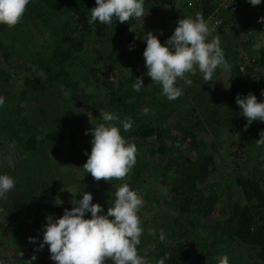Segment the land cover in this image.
I'll return each instance as SVG.
<instances>
[{
  "label": "trees",
  "instance_id": "1",
  "mask_svg": "<svg viewBox=\"0 0 264 264\" xmlns=\"http://www.w3.org/2000/svg\"><path fill=\"white\" fill-rule=\"evenodd\" d=\"M171 1L173 0H145L149 8L160 7L163 10L167 9L165 5ZM211 1L180 0L183 10H178V13L169 19L165 17L158 24L148 25L145 33L134 29L136 28L134 19L128 23H119L114 18L111 26L101 24L99 21L89 24L91 9L96 6V0H30L21 22L12 27L0 24V97L4 98V104L0 106V146L5 147L4 151L11 154L18 151L26 154L21 166H26V171L35 173L34 179L22 184L18 178L19 165H10L15 187L19 189L20 195L11 199L0 198L5 203L0 205V212L6 211L9 218H16L18 211L15 210L20 209L25 217L31 218V224L37 229L41 225L42 218L47 224V217L52 212L63 215L65 209L75 206L73 203H56L47 208L50 205L51 189L48 179L46 177L42 179L41 171L47 172L51 161L45 160L43 166L39 161L44 157L46 142L63 140L64 131L57 124V119L44 124L48 117L46 105L33 104L32 100L36 93L47 94L43 97L49 101V108H54V98L57 97L61 104L60 111L64 112L70 104H73L76 91H80L86 99L93 97L92 91H88L87 86H82L79 80L71 76L67 64L72 61L89 85L97 83L103 90L102 105L97 103L92 105L97 111L93 117L94 124L104 123L100 117V110L111 112L119 117V120L111 123L120 128L126 141L136 145V157L143 161L135 173L139 184L140 179L143 178L139 172L149 162L148 156L157 155V158L161 159L160 183L169 184L168 191L161 197V203L164 206L179 208V214L174 216L163 229L162 241L165 242L166 237L170 238L177 245L179 252L185 256L192 248L200 252L206 251L211 256H220L219 258L239 250L244 257H229V264H264V186L259 179L243 175L234 177L233 187L242 189L246 202L234 203L230 209H226L222 198H225L227 190H223L222 182L221 190L217 182H207L216 169L215 157L209 151L208 145L201 144L202 148L198 155L191 157L187 155L189 148L178 150L177 143L168 145L160 124L173 113L177 114L180 117L178 122L185 120L188 124L191 121L188 127L183 125L182 129L185 137L191 135L194 140L198 137L197 123H213L214 117L219 123L243 127L246 125L247 119L242 115L236 102L238 95L242 97L246 95L245 91L240 90L249 83L248 79L242 78L243 72L237 63V60L244 56H241L240 49L236 48L235 42H238L239 38L236 36L238 39L229 40L230 44L223 49L225 58L231 65L232 89L214 117V108L210 104L211 100L209 101L206 89L207 83L201 78L199 86L202 90H197L199 87L194 84L189 88L190 92L186 88L181 97L172 101L161 94L162 86L155 83L153 87L158 89L152 95L148 93L147 86L136 92L132 87L133 76L129 73L136 64L145 60L143 52L147 46L146 40L143 46L138 48L139 51L136 47L131 49L122 41L123 35L127 36L125 32L130 30V33L140 36L152 31L161 43H167L180 18L191 16L195 18L197 13H201L205 18L211 14L216 6V3ZM33 23L43 25L46 29L42 32L43 35L52 42L53 49L47 54L42 55L41 51H37V42L32 43L31 38L27 37L33 34L24 28ZM40 35L38 33L37 36ZM243 46L244 51L255 58L252 64L264 65V58H259V55L249 49L248 45L243 44ZM141 53L142 57L139 56ZM227 55L232 57L229 58ZM97 57L107 64V71H102L98 66L100 60ZM14 60L23 61L22 65L30 63L44 71L46 76L31 74L21 76V71L11 64ZM221 70L220 68L216 70L213 80ZM59 85L66 87L68 95L62 96L53 91V88L58 89ZM22 99L27 101L25 109L21 107ZM185 100L189 102L186 107H184ZM145 108L149 110L147 114L144 112ZM126 119L132 122L129 131H124L121 123ZM252 128L254 130L250 135L253 137V147L257 151H262L264 145L258 146L257 140L260 139L261 131H264V122L258 120ZM150 137H155L157 146L148 143ZM68 147L72 151L79 149L74 143L68 144ZM87 155L83 157L86 162ZM168 157L177 165L165 168L163 164ZM171 169L174 172L172 180L169 177ZM116 188L105 195L109 203L105 200L101 202L98 198L102 188L99 190L94 187L91 191L92 202L101 204L104 214L115 201ZM21 212L18 214H22ZM215 215L218 219L213 220L216 222L213 229L206 222H201L202 217L214 219ZM85 216L90 218L91 213H86ZM160 218L167 216L161 213L153 216V220L159 221ZM200 227L206 231L204 234L199 230ZM179 252L173 254L162 249L151 259L153 262L165 259V264H181ZM34 255L36 259L33 260ZM44 255L45 252L39 249L23 259L24 263L8 262V264H35L41 261ZM4 262L6 261H3V264H7Z\"/></svg>",
  "mask_w": 264,
  "mask_h": 264
},
{
  "label": "rangeland",
  "instance_id": "2",
  "mask_svg": "<svg viewBox=\"0 0 264 264\" xmlns=\"http://www.w3.org/2000/svg\"><path fill=\"white\" fill-rule=\"evenodd\" d=\"M212 1L216 3L215 9L204 19L205 21H208L209 18H219L222 21L219 24L220 26L218 29L215 28L216 31L212 33V36H219L222 49L230 44L229 40L239 38V41L235 42L236 48L240 49L242 53L241 56H244L240 60L238 59L239 61L237 60V63L239 64V67L244 66L243 70L240 67L243 72L242 78L249 80L248 85L240 91L246 92L244 97H246L249 93H253L256 95L258 101L264 102V65L260 66L255 63L252 64L254 60H244L246 58L254 57H252L249 52L246 53L243 49V44H246L249 49L254 50V52L259 55V58H264V23L259 22L260 17H264V0H261V3L256 6H253L249 0ZM168 3L169 4L165 5L167 9L163 10L160 7L157 9L149 8L145 2L144 7L146 11H148V14L143 18L144 23L142 20L134 19L136 27L134 29L138 32L145 33V29L148 25L155 23L158 24L165 17L169 19L178 13V10L181 11L184 8L181 5L180 0H173ZM166 11H168V13H166ZM24 29L29 30V33L33 34L31 36L27 35V37L31 38L32 43L37 42V51H41L42 55L49 53L53 49V46H51L52 42L42 33L46 30L43 25L33 23L29 26H25ZM130 32V30L125 32L127 36L123 35L124 40L122 41H124L125 45L131 49L136 47L137 51H139L138 48L142 47L145 42V39H143L144 35H135ZM38 33L41 34L39 37L37 36ZM172 34L173 33H171L170 36ZM211 38L212 37H209V39ZM34 50L36 51V49ZM141 50L143 49H140V51ZM139 56L142 57V53L139 54ZM229 56L232 57L231 55H227V57ZM97 59L100 60L98 66L102 68V71H107V64L101 62L102 59L98 57ZM11 64L21 71V76L27 74H31L33 76H46L44 71L38 67L30 65V63L22 65L23 61L14 60ZM67 67L71 72L72 77L79 80L82 86H87L88 91H92L93 97L86 99L82 96L80 91H76L73 104H70L64 112L60 111L61 104L59 103V99L57 97L54 98V108H49V101L47 98L43 97L47 94L36 93L33 95L32 99L33 104L46 105L48 117L46 118L44 124L50 123V120L56 121L57 119V124L64 131L63 140H48L46 142L44 157L39 161V164L42 166L44 165L45 160L51 161L49 170L47 172L41 171L43 174L42 179L45 177L48 179V183L50 185L49 189H51L49 193L50 205H48L47 208L56 204V202L61 204H72L71 201L74 198L79 200L82 198L83 192H91L94 187H97L99 190L102 188L100 190L101 194H99L98 197L100 201L104 202L105 200L109 203L108 197L106 198L105 196L108 195V192L113 191L116 187L118 188L119 184H129L131 189L136 191L143 199V206L138 212L141 227L143 229L138 251L141 254L147 251L149 264H158V261L153 262L151 258L159 254L162 249L168 250L173 254L177 251L179 252L177 245L171 241L170 238L166 237L165 242H163V238H161V234H163L162 231L165 226L173 220L172 218L174 216L179 214L178 207H171L169 205L164 206L161 203V197L168 191L169 186V184L160 183L161 175L159 174V171L160 166H162V161L157 158V155L154 157H146L149 162H145L147 165L140 169V176L143 177L142 180L140 179V184L138 183L139 179L135 176V173L139 169L138 166L143 164V161H140L138 157H136L134 167L123 180L106 182L101 179L100 181H96L90 173H87L83 168V165L86 163L84 160L85 158L83 159V157L86 154H88L87 156L91 154L93 135L90 131L86 134V130L95 127L93 117L97 111L94 110L92 105L94 103L102 105L103 90L97 83L96 84L98 86L94 83L89 85L87 79L83 78L81 71L76 64L72 63V61H69ZM129 74L133 76V83L137 77L142 76L145 85L144 87H148L147 91L150 95L157 91L158 88L153 87L154 82L147 75L145 60L136 64ZM105 75L107 74L105 73ZM189 78L192 79V81L195 80V82L188 85L183 80L178 79L177 86L182 88V90L187 88L186 90L190 92L189 88H192L194 84L195 86L197 84L199 87L197 90H202L199 86V80L200 78L203 80V73L197 71L196 75H190ZM206 89L208 90L209 101L211 100L210 104L214 108V117L223 105L222 103L231 92L232 77L230 76V71L221 70L212 82L207 83ZM53 91L61 94L62 96L68 95L65 86L59 85L58 89L53 88ZM22 101L23 104H21V107L25 109V106L27 107V101L23 99ZM188 104V100H185L184 107ZM156 105L161 107L159 104ZM51 109L54 110L51 112ZM179 118V115L173 113L160 123L161 130L164 137L167 139L166 141L168 145L171 146L173 143H177L176 145L178 150L189 148L187 155H191V157H196L198 155L199 151H201L200 149L202 148L201 144L208 145L209 151H211L215 157L216 169L209 176L207 182H217L220 190L222 187L223 190H227V195L225 194V198H222V200H224L223 205L226 206V209H230L234 203L246 202L242 189L239 187H233L232 179L234 177L238 175L257 177V180L259 179L261 184L264 186V150L257 151L253 147V137L250 135L254 130L252 127L258 120L253 121L245 130V126H234L233 124L230 125V123H219L214 117L213 123H197L196 130L198 132V137L194 140L191 135L185 137L183 134L184 129H182L183 125L188 127L191 121L186 124L187 121L185 120H180V122H178ZM40 123L41 121L39 124ZM247 124L248 121L246 122V125ZM154 138L155 137H150L148 139V143L152 146H157V142L154 141ZM72 143L76 144L79 149L72 151V149L68 147V144ZM148 143H146V145H148ZM4 150L5 147L0 146V175L7 174L13 178L10 165L17 164L19 165L18 178L20 183L23 184L35 178V173H30L26 171V166H21V162L26 154L19 151L15 154H11L10 152H5ZM176 165L177 163L175 161H171L170 157H168L163 164L165 168L169 166L174 167ZM173 175L174 172L172 169L169 170V177L171 180L173 179ZM221 182L223 184L222 187ZM69 190L76 193L75 197H73V194ZM231 194L232 196H230ZM18 195H20L19 189L15 187L14 190L6 194V197L11 199L12 197H18ZM4 204V201L0 199V205ZM15 212H17L16 218H9L6 211L0 212V260L6 261L4 263L7 264L8 262H23V259H25L28 255L38 251L40 249L39 245L43 242L44 231L46 230V223L43 218L41 220L40 227L36 229L31 224V218L25 217V214H23L20 209L15 210ZM19 212L22 214H18ZM157 213H161V215L163 214L167 216V218H160L159 221L153 220V216ZM101 214H104V212ZM51 215L54 219H58L63 216L59 212H52ZM225 215L226 214H224V216ZM215 219H218L216 215L214 219L211 217H202L201 222H206L209 227L213 229L216 223L213 221ZM199 230L202 234L206 232L201 227ZM32 232H34L32 237L36 238L35 242L29 240ZM40 250L45 252L44 258L35 264H56V262L51 259V254L47 245H44L43 249ZM178 257H180L181 264H219L220 260V256H211V254H207L206 251L200 252L195 248H192L187 256L180 253ZM227 257L228 259L229 257L242 258L244 255L241 254V251L235 250L230 252ZM107 264H112V262L107 261Z\"/></svg>",
  "mask_w": 264,
  "mask_h": 264
},
{
  "label": "clouds",
  "instance_id": "3",
  "mask_svg": "<svg viewBox=\"0 0 264 264\" xmlns=\"http://www.w3.org/2000/svg\"><path fill=\"white\" fill-rule=\"evenodd\" d=\"M249 2L256 6L261 0ZM29 3L30 0H0V24L12 27L21 22ZM144 3L145 0H96L88 22L95 24L99 21L111 26L116 18L119 23L133 19L144 23L143 18L148 14ZM259 22L264 23V17H260ZM215 31V27L197 13L195 18H180L167 43H161L152 31L143 36L147 45L143 52L147 75L162 86L161 94L169 101L183 95L182 88L177 86L178 79L191 85L193 81L189 76L199 71L203 73L204 83H208L213 81L218 68L230 71L231 65L225 58L219 36H212ZM144 86L142 76L137 77L132 85L136 92ZM236 102L248 121L245 130L253 121L264 122V102L258 101L255 94L238 95ZM3 104L4 98L0 97V106ZM148 111L144 109L145 114ZM100 117L104 123H95L94 128L86 130V134L92 133L93 139L91 154L83 168L96 181L123 180L136 163V145L126 141L120 128L111 123L119 120L117 115L100 110ZM121 123L124 131L131 130L130 119ZM257 144L264 145V131H261ZM14 188L15 181L11 176L0 175V198H6ZM69 191L75 197L76 193ZM114 195L115 201L106 214H101L104 211L101 204L92 202L91 192H83L82 199L74 198L71 202L75 206L65 209L63 216L54 219L49 215L39 248L47 245L56 264H107V261L112 264H149L147 251L143 254L138 251L143 233L138 216L143 206L142 197L127 183L116 188ZM89 212L91 217L86 218L85 214ZM29 240L35 242L36 238L29 237ZM32 259H36L35 255ZM158 264H165V259H160ZM219 264H229L228 257L222 256Z\"/></svg>",
  "mask_w": 264,
  "mask_h": 264
},
{
  "label": "built area",
  "instance_id": "4",
  "mask_svg": "<svg viewBox=\"0 0 264 264\" xmlns=\"http://www.w3.org/2000/svg\"><path fill=\"white\" fill-rule=\"evenodd\" d=\"M209 23L210 26H214L216 29H218V27L220 26L219 24L222 22L221 19L219 18H209L208 21H206ZM244 60H254V58H246ZM241 69L243 70L244 66H240Z\"/></svg>",
  "mask_w": 264,
  "mask_h": 264
},
{
  "label": "water",
  "instance_id": "5",
  "mask_svg": "<svg viewBox=\"0 0 264 264\" xmlns=\"http://www.w3.org/2000/svg\"><path fill=\"white\" fill-rule=\"evenodd\" d=\"M2 263H3V261L0 260V264H2Z\"/></svg>",
  "mask_w": 264,
  "mask_h": 264
},
{
  "label": "flooded vegetation",
  "instance_id": "6",
  "mask_svg": "<svg viewBox=\"0 0 264 264\" xmlns=\"http://www.w3.org/2000/svg\"><path fill=\"white\" fill-rule=\"evenodd\" d=\"M3 264V263H2Z\"/></svg>",
  "mask_w": 264,
  "mask_h": 264
}]
</instances>
